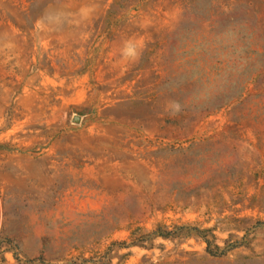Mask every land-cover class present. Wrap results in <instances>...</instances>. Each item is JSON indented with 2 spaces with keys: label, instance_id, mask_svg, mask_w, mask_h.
Segmentation results:
<instances>
[{
  "label": "rangeland",
  "instance_id": "374dc122",
  "mask_svg": "<svg viewBox=\"0 0 264 264\" xmlns=\"http://www.w3.org/2000/svg\"><path fill=\"white\" fill-rule=\"evenodd\" d=\"M0 264H264V0H0Z\"/></svg>",
  "mask_w": 264,
  "mask_h": 264
},
{
  "label": "trees",
  "instance_id": "16d2710c",
  "mask_svg": "<svg viewBox=\"0 0 264 264\" xmlns=\"http://www.w3.org/2000/svg\"><path fill=\"white\" fill-rule=\"evenodd\" d=\"M209 234V235H208ZM148 240L161 238L164 240L167 239H175V238H191L195 237L201 239L202 242L205 244V252L207 255L211 257H222L226 255V253L236 246H232L231 248L220 247L212 242L214 239L213 234L210 230L204 229L199 230L198 228L182 225L178 227H174L173 230H167L166 228L158 226L155 230L149 232L147 235ZM141 246V244H137L136 242H132L129 246Z\"/></svg>",
  "mask_w": 264,
  "mask_h": 264
},
{
  "label": "clouds",
  "instance_id": "9594fccd",
  "mask_svg": "<svg viewBox=\"0 0 264 264\" xmlns=\"http://www.w3.org/2000/svg\"><path fill=\"white\" fill-rule=\"evenodd\" d=\"M178 107V106H177Z\"/></svg>",
  "mask_w": 264,
  "mask_h": 264
}]
</instances>
